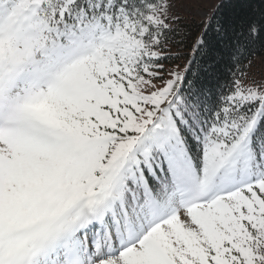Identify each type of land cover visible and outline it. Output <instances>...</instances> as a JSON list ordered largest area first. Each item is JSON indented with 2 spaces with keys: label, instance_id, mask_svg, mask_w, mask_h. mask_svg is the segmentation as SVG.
<instances>
[{
  "label": "snow or ice",
  "instance_id": "1",
  "mask_svg": "<svg viewBox=\"0 0 264 264\" xmlns=\"http://www.w3.org/2000/svg\"><path fill=\"white\" fill-rule=\"evenodd\" d=\"M174 6L0 0V264H264V0Z\"/></svg>",
  "mask_w": 264,
  "mask_h": 264
},
{
  "label": "rangeland",
  "instance_id": "2",
  "mask_svg": "<svg viewBox=\"0 0 264 264\" xmlns=\"http://www.w3.org/2000/svg\"><path fill=\"white\" fill-rule=\"evenodd\" d=\"M218 2L219 0H208V2H204V0H180L175 2L173 10L180 17L189 16L202 23L205 14ZM248 73L257 79L264 77V57L257 58L249 68Z\"/></svg>",
  "mask_w": 264,
  "mask_h": 264
},
{
  "label": "trees",
  "instance_id": "3",
  "mask_svg": "<svg viewBox=\"0 0 264 264\" xmlns=\"http://www.w3.org/2000/svg\"><path fill=\"white\" fill-rule=\"evenodd\" d=\"M176 1H180V0H175V2ZM181 18V20L186 24V25H188V27H190V28H193V29H195V26H197V25H200L201 24V22H198L197 20H195L194 18H192V17H189V16H187V17H180ZM175 49H173V53H175ZM261 57H264V49H257L256 50V53L252 56V63H251V65L247 68V71H249V68L254 64V61L257 59V58H261ZM175 63H180V64H183V63H185V61H175Z\"/></svg>",
  "mask_w": 264,
  "mask_h": 264
}]
</instances>
